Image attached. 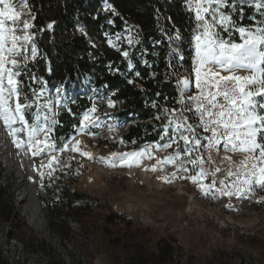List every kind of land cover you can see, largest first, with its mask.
I'll list each match as a JSON object with an SVG mask.
<instances>
[{"label":"trees","instance_id":"16d2710c","mask_svg":"<svg viewBox=\"0 0 264 264\" xmlns=\"http://www.w3.org/2000/svg\"><path fill=\"white\" fill-rule=\"evenodd\" d=\"M105 2L111 4L117 14L105 11ZM188 2L28 0L35 14L31 31L35 33L38 49L37 58L29 63L28 70L46 81V90L50 93L63 86L68 94L71 112L63 105L58 106L60 123L53 133L58 147L62 146V137L74 133L72 126L79 125L81 114L94 102L88 93H82L85 89L110 96L115 107L106 109L122 122L130 121L123 134L127 146L167 141V137L161 140V118L155 117L164 118L163 109L170 111L178 107V76L183 67L192 64L195 20ZM242 8L243 12L238 7L234 20L240 26L253 25L259 16L249 8ZM109 20L113 23L109 24ZM52 21L55 24L49 30L47 24ZM177 31L181 39H176ZM128 32H131V45L125 37ZM117 33L121 38L118 46L113 47L108 39L116 37ZM173 45L180 51L173 50ZM124 51L129 53L127 58L122 55ZM34 87L45 85L34 83ZM110 145L117 148L118 142ZM4 178L0 166V225H10L13 236L28 252L44 255L43 264H96L98 255L105 257L108 264H239L236 249L232 252L213 250L211 255L188 252L174 235H152L150 228L138 225L111 206L97 212L90 196L67 189L69 212L64 213L79 222L80 232L73 233L68 220L50 222L63 239L73 242L72 247L79 253L77 257L73 250L66 248V259L24 222L11 184L3 186ZM0 264H19L5 252L2 244Z\"/></svg>","mask_w":264,"mask_h":264},{"label":"rangeland","instance_id":"374dc122","mask_svg":"<svg viewBox=\"0 0 264 264\" xmlns=\"http://www.w3.org/2000/svg\"><path fill=\"white\" fill-rule=\"evenodd\" d=\"M259 2L260 8L256 7V0L243 5L244 8L253 10V14L259 16L254 19L255 23L251 26H261L258 22L264 20V0H259ZM13 3H16V0H13ZM16 10L21 11L19 7ZM194 10L195 3L193 2L192 11L195 20ZM235 12L232 14L233 19ZM23 19L31 20V17L22 12L21 20ZM216 30L219 31L220 29ZM230 31L232 30L230 29ZM30 32H32L31 29ZM125 35L126 38H129L131 32ZM222 35L225 38L228 37V33L222 32ZM232 38L235 42H241L238 33H233ZM111 39L117 47L120 39L117 40L116 37ZM193 43L192 36V45ZM173 50L180 51L174 45ZM193 55H195V51ZM180 57L183 58V55L181 54ZM192 64L190 67H183L180 71L177 80L179 95L177 111L173 114L170 110L167 116L161 117L160 128L169 123L170 117L180 118L179 110L183 108L184 103H187L184 96L197 94ZM222 74L227 75L228 73ZM237 74L249 75L250 73L239 71ZM185 77L190 78L192 83L182 96L181 88L183 86L178 81ZM21 79L24 81L25 92H28L29 98L32 99L28 86L34 87V82L29 80L27 75L22 76ZM36 89L39 91L40 88ZM82 93H88L93 97L98 109L95 115L100 117L101 126L91 128V132L95 135L87 133L76 135L69 145V150L53 153L57 156L59 163L54 162L53 166L56 171L51 178L47 175L50 171L47 166L49 157L43 154L32 156L26 147L23 148L26 159L22 155L17 158H0V166L5 173L3 186L11 184L10 188L15 196L16 205L29 228L53 246L62 257L68 259L66 248L73 250L76 256H79L78 251L72 247L73 242L69 239H63L50 224L52 220L57 222L68 220L73 233L80 232L79 222L72 217L68 218L67 214L64 213L69 212L66 207L65 190L67 189L72 192L86 193L90 196L94 202L93 208L97 212H102L111 206L115 210L127 214L138 225L150 228L152 235H174L178 243L188 252L211 255L213 250L232 252L236 249L239 252L237 253L239 254L237 257L239 264L241 262L243 264H264V203L255 202L260 197H264V189L257 188L255 196L251 199H238L236 196L226 197L219 194L213 198L204 195L192 181L181 178L194 174L199 171V168L193 169L192 173H184L182 170H178L175 165L165 163L157 164L156 171H152L151 166L156 164L157 158L162 160L169 154L179 151L175 144L167 149H157L155 147L156 142L143 144L140 147L127 146L123 140L125 132L123 122L115 118L112 112L106 109V107L108 109L113 108L108 107L107 101L111 99L110 96H106L102 91L97 90L89 92L85 89ZM44 98H48L47 101L52 102V111L43 107ZM58 99L59 103H57ZM67 101L68 94L65 89L59 98L56 90L52 93L45 90L44 95L37 102L40 107L38 108L36 104H33L32 109L26 112V117L34 120L35 116L39 115L40 120L37 123H43L45 115L51 118L55 113V119L58 120V106H62ZM188 107H192V105L189 103ZM183 115L187 116V123L194 126L198 136L202 139L210 135V132H205L198 126L199 118L194 113L184 112ZM109 125L113 126L111 130ZM21 138L26 137L22 135ZM76 140L81 141L79 147L83 152L91 153L96 159H88L73 151L72 145L75 144ZM117 142L118 147L112 148L110 144ZM204 142L206 143V140ZM180 143L183 144L182 141ZM148 145L153 146V158L149 159L145 156L139 165L132 167L120 166L118 160L116 161L117 166L111 167L106 161L98 159L99 157H109L112 153L139 151ZM197 155L203 156L206 161L204 167L209 172L219 167L221 172L217 173V177L221 179L226 176L229 168L235 171L236 166L244 159L243 153L238 151L225 152L222 147L219 151L211 153L212 162L207 160L208 153L204 150H201L200 153H193L192 158L194 159ZM226 157H231V160L225 159ZM42 162L43 167H41ZM185 167L192 169L191 164H186ZM41 172L44 173L43 177L40 176ZM173 172L176 173V178L171 183L161 179L164 176L171 178ZM29 177L33 179H29ZM230 180L231 178H229ZM203 182L207 184L211 181L210 178H206ZM216 187L222 186L217 183ZM228 204H231L232 207H226ZM62 208L64 209L62 210ZM11 231L10 225H0V244L4 246L5 252L11 259L19 264H43L45 256L28 252L23 243L14 237ZM66 244L69 246L65 247ZM96 264H108V262L105 257L98 255Z\"/></svg>","mask_w":264,"mask_h":264},{"label":"snow or ice","instance_id":"6c2138e0","mask_svg":"<svg viewBox=\"0 0 264 264\" xmlns=\"http://www.w3.org/2000/svg\"><path fill=\"white\" fill-rule=\"evenodd\" d=\"M193 2L196 29L193 33L192 47L195 55L192 71L195 73V88L198 92L193 96H184L192 81L188 77L178 81L183 86L181 94L187 103L179 110V119L170 117L169 123L163 125L161 140L166 137L168 139L163 144L156 142L155 147L167 149L175 144L179 151L162 160L157 158L151 170L156 171L157 164L165 163L175 165L184 173H192L193 169L199 168L194 174L181 178L192 181L204 195L215 198L219 194L251 199L255 196L257 188L264 189V20L258 22L261 26L245 27L239 26L233 19L232 14L237 11L238 6L242 12V6L252 0H189L187 6L190 10L193 8ZM17 7L21 11H17ZM256 7H261L259 0H256ZM104 10L117 14L116 9L107 2L104 4ZM22 12L29 15L31 20L35 19L27 0H16V3H13V0H0V126L5 129L16 149L26 147L32 156L43 154L49 157L47 166L50 171L47 175L51 178L56 171L54 162L59 163L53 153L69 150V145L76 135H95L91 128L101 126L100 117L95 115L98 109L97 104L93 102L92 106L81 114L79 125L72 126L74 133L61 138L63 143L59 147L53 138L55 128L60 123L55 119V113L51 118L45 115L43 123H37L40 120L39 115L29 122L26 112L32 109L33 104L40 107L37 102L44 95L46 81H42L28 70L29 63L37 58L38 49L33 39L35 33L30 32L34 24L29 19L21 20ZM108 23L113 21L109 20ZM54 24L55 21L48 23L47 29H52ZM80 31L83 32V29ZM222 32L228 33V37L225 38ZM233 33H238L241 42L233 40ZM120 37L121 34L117 33L116 39L119 40ZM176 39H181L179 31L176 33ZM132 42L129 37L128 43L131 45ZM108 43L115 47L111 38ZM122 55L127 58L129 53L124 51ZM239 71H247L250 74L238 75ZM224 72L228 74L223 75ZM25 75L34 83L45 85L39 91L31 85L28 86L32 99L24 90L25 85L21 77ZM63 91V86L56 89L58 98ZM107 103L108 107H115L113 100L108 99ZM189 103L193 106L188 107ZM43 107L52 111V102L45 101ZM63 107L71 112L67 102ZM153 107L156 105L153 104ZM176 111L171 110L173 114ZM184 112L198 116V126L205 132H210V135L203 139L198 136L194 126L187 123L188 118L183 115ZM163 113L167 116L169 109H163ZM160 118L155 117L157 120ZM108 127L111 130L113 126ZM22 135L26 138L22 139ZM180 141L183 142L182 145ZM80 144L81 141L76 140L72 150L88 159H96L91 153L83 152ZM221 147L225 152L238 151L244 154V159L236 166V170L229 168L222 179L217 177V173L221 172L219 167L211 172L204 167L206 161L202 155L192 158L193 153L204 150L208 153L207 160L212 162L211 153L219 151ZM152 148V145H148L139 151L112 153L109 157L98 159L106 161L111 167L117 166V160L120 166L132 167L139 165L145 156L152 159ZM225 159L231 160V157ZM186 164H191L192 169L185 167ZM43 166L42 162L41 167ZM40 176L43 177L44 173L41 172ZM175 178V172L171 174V178L161 177L168 183ZM206 178H210L211 182L205 184L203 181ZM217 183L222 187L217 188ZM255 202L264 203V197ZM226 207L232 205L228 204Z\"/></svg>","mask_w":264,"mask_h":264},{"label":"bare ground","instance_id":"6f19581e","mask_svg":"<svg viewBox=\"0 0 264 264\" xmlns=\"http://www.w3.org/2000/svg\"><path fill=\"white\" fill-rule=\"evenodd\" d=\"M21 155L22 156L25 155L24 149H19V150L16 149L11 143V138L7 136L5 129L2 126H0V158L1 159H7L9 157L17 158Z\"/></svg>","mask_w":264,"mask_h":264},{"label":"built area","instance_id":"2783aa9c","mask_svg":"<svg viewBox=\"0 0 264 264\" xmlns=\"http://www.w3.org/2000/svg\"><path fill=\"white\" fill-rule=\"evenodd\" d=\"M190 105H192L191 103H190ZM193 106V105H192ZM129 125H130V121H124L123 122V128H124V130H126L128 127H129ZM0 236H1V234H0ZM1 240V239H0Z\"/></svg>","mask_w":264,"mask_h":264}]
</instances>
